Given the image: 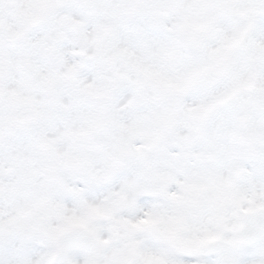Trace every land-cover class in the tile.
<instances>
[{
	"label": "snow or ice",
	"instance_id": "snow-or-ice-1",
	"mask_svg": "<svg viewBox=\"0 0 264 264\" xmlns=\"http://www.w3.org/2000/svg\"><path fill=\"white\" fill-rule=\"evenodd\" d=\"M0 264H264V0H0Z\"/></svg>",
	"mask_w": 264,
	"mask_h": 264
}]
</instances>
